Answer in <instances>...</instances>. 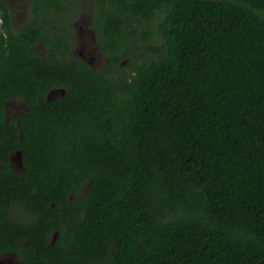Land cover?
I'll return each instance as SVG.
<instances>
[{
	"label": "trees",
	"instance_id": "trees-1",
	"mask_svg": "<svg viewBox=\"0 0 264 264\" xmlns=\"http://www.w3.org/2000/svg\"><path fill=\"white\" fill-rule=\"evenodd\" d=\"M90 2L98 68L73 54L81 0L20 27L0 0V253L264 264V0Z\"/></svg>",
	"mask_w": 264,
	"mask_h": 264
},
{
	"label": "rangeland",
	"instance_id": "rangeland-1",
	"mask_svg": "<svg viewBox=\"0 0 264 264\" xmlns=\"http://www.w3.org/2000/svg\"><path fill=\"white\" fill-rule=\"evenodd\" d=\"M82 1V6L79 5L80 10H76L77 12L79 11V14L76 15V17L73 18L72 24L75 27L76 31V37H77V46L75 50L73 51L75 56L81 57L80 52L82 51L83 53H86L87 51L84 49V42L85 39H91L92 33L90 32L93 27H92V20H93V9L91 8V2L90 0H81ZM9 5L12 11V20L14 23V26L20 27L29 17V5H30V0H9ZM69 19L72 18V14L70 13L68 15ZM89 25V26H88ZM88 26V27H87ZM91 29V30H90ZM90 36L87 38V36ZM155 43V42H154ZM147 44H151V41H140L139 46H142L143 48L140 50L141 55H145L147 53L144 51L145 47ZM94 45V44H92ZM96 47V46H95ZM96 51L92 53H88V57L86 58L87 60H92L95 59L97 63L90 62L89 64L93 67H102L105 64V56L97 49ZM35 51L37 53L45 54L46 49L42 46H38L35 48ZM92 57V58H90ZM26 111V104L22 99H10L6 102V107H5V116L9 117L13 114L16 113H24ZM14 166L16 169H20L18 167V164L16 161H14ZM24 213H22L19 218L24 217ZM4 258H7V256H4Z\"/></svg>",
	"mask_w": 264,
	"mask_h": 264
},
{
	"label": "flooded vegetation",
	"instance_id": "flooded-vegetation-1",
	"mask_svg": "<svg viewBox=\"0 0 264 264\" xmlns=\"http://www.w3.org/2000/svg\"><path fill=\"white\" fill-rule=\"evenodd\" d=\"M8 3H9V0H8ZM11 13H12V11H11ZM90 32L92 33V36H91L92 38L91 39H85V42L83 43L84 49L87 52L83 53L81 51L80 54H81L82 59H84L86 62H88V63L93 62L94 63L95 59H92L90 61L86 59L88 57V53L90 54V53L96 51L95 49L98 50L97 42H96V35H95L94 29H92ZM88 37H90V36L88 35L87 38ZM92 44H94V45H92ZM41 55H44V54H41ZM90 58H92V57H90ZM95 63H97V61H95ZM21 214L22 213H19V214L15 213V216L19 217ZM22 241L24 244L28 243V240L23 239ZM4 256H7V258H4ZM0 264H25V261L22 257L19 256V254L15 250H12V251H7L5 253H0Z\"/></svg>",
	"mask_w": 264,
	"mask_h": 264
},
{
	"label": "water",
	"instance_id": "water-1",
	"mask_svg": "<svg viewBox=\"0 0 264 264\" xmlns=\"http://www.w3.org/2000/svg\"><path fill=\"white\" fill-rule=\"evenodd\" d=\"M65 93H66L65 88L52 89L49 92L48 99L51 100V99L63 96ZM11 158H12L13 162L16 161L20 170H23V162H22L21 152L20 151L15 152L14 154L11 155Z\"/></svg>",
	"mask_w": 264,
	"mask_h": 264
}]
</instances>
